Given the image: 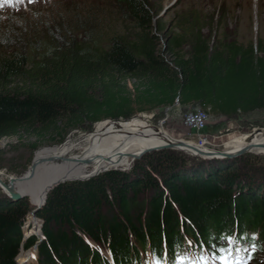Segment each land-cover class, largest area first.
Instances as JSON below:
<instances>
[{"label": "trees", "instance_id": "trees-1", "mask_svg": "<svg viewBox=\"0 0 264 264\" xmlns=\"http://www.w3.org/2000/svg\"><path fill=\"white\" fill-rule=\"evenodd\" d=\"M104 1L119 21L108 37L77 11L0 16V139L17 135L37 148L87 122L175 103L227 116L264 108L263 38L240 42L191 15L162 46L149 0ZM48 190L37 212L42 226L30 214L24 229L44 237L21 254L37 241L25 240L22 228L32 205L0 193V264H19V254L29 264L37 253L30 264H110L100 247L117 264H141L148 247L155 256L166 247L171 257L188 240L219 244L231 233L245 237L241 246L256 240L264 250V154L222 159L158 149L129 168L43 189L32 202Z\"/></svg>", "mask_w": 264, "mask_h": 264}, {"label": "rangeland", "instance_id": "rangeland-1", "mask_svg": "<svg viewBox=\"0 0 264 264\" xmlns=\"http://www.w3.org/2000/svg\"><path fill=\"white\" fill-rule=\"evenodd\" d=\"M149 3L155 14L154 32L159 35L162 46L166 44L169 36L180 31V26H184L186 19L191 15L198 16L202 24L212 22L214 26L221 28V34H225L229 38H237L240 42L256 43L258 39H264V0H149ZM58 8L61 14L67 13V11L69 14L73 11L74 13L75 11L82 13L84 15L85 25L93 28L94 32L98 33L101 31L99 34L103 32L105 37H108V31L115 28V24H119V21L116 20L118 19V15L115 8L108 7L107 2L104 0H35L34 3L25 2L24 4L15 6L4 5L0 8V16L3 15L6 17V15H10V17H16L19 14L26 15V11H32L30 12L31 15L33 13L35 16H38L39 13L45 15L48 11L57 12ZM83 9L85 10L83 11ZM204 31L207 32L208 29L205 28ZM200 108L203 107L197 102L188 104L175 103L167 107L159 106L151 110L138 112L134 116L141 114L149 116L147 121L151 129H160L162 125L164 131L169 133L173 138L186 140L196 139L198 145L218 149H226L223 144L233 138L245 134L256 135L258 129H260L259 131H264V108L234 116L214 115L208 111V116L203 124L204 126L195 128L187 124L186 117L191 111ZM94 123L87 122L78 128L70 130L62 142L45 143L37 148H33L30 144L31 142L17 135L2 137L0 139V173L2 179L5 178V183L19 190V187L15 185L16 181H23L28 176H33L55 167L71 153L72 148L83 139L82 137L93 133L101 124ZM258 135L254 136V140ZM160 149L187 152L171 146ZM190 151L187 153H190ZM247 152L264 154V152H257L252 148ZM134 157H132L128 164L118 168L131 167L135 159L140 158ZM42 190H39L33 195L26 194L23 196L27 197L32 205V209L28 212L25 223L22 225L24 235L28 234L24 229L30 214L43 223V218L37 212L44 205L49 190L44 200H42V204L34 213L32 210L41 202L33 203L31 200V198L37 199L38 194ZM5 191L6 189L0 183V193H6ZM12 200L15 201L18 199L12 198ZM2 205H4V202L0 203V206ZM78 228L76 227V229ZM42 234L44 237L43 231ZM34 235L37 236L35 244H38V241H41L40 235ZM35 244L31 245V248L21 249L20 254L32 248L38 249V247H34ZM19 255L17 259L23 264L19 260ZM259 255H264V250ZM252 264H264V259H259V261Z\"/></svg>", "mask_w": 264, "mask_h": 264}, {"label": "bare ground", "instance_id": "bare-ground-1", "mask_svg": "<svg viewBox=\"0 0 264 264\" xmlns=\"http://www.w3.org/2000/svg\"><path fill=\"white\" fill-rule=\"evenodd\" d=\"M147 119L149 116L141 114L128 120L102 122L93 133L82 137L83 139L72 148L71 153L55 167L28 176L23 181H16L15 185L21 192L33 195L39 190L54 186V182L58 180L86 176L109 167H122L128 164L133 156L150 148L173 146L190 151L193 146L198 145L196 139L186 140L171 137L164 131L162 125L160 129H151ZM259 130L256 133L259 135L255 140L254 136L256 135L245 134L233 138L223 145L227 151H235L249 146L257 152H264V131Z\"/></svg>", "mask_w": 264, "mask_h": 264}, {"label": "snow or ice", "instance_id": "snow-or-ice-1", "mask_svg": "<svg viewBox=\"0 0 264 264\" xmlns=\"http://www.w3.org/2000/svg\"><path fill=\"white\" fill-rule=\"evenodd\" d=\"M34 3L35 0H0V8L4 5L15 6L19 4ZM245 237L237 236L235 233L221 235L218 237L219 244L209 242H193L188 240L189 248H197L196 254L192 252H173L170 254L165 247L159 256L143 262V264H250L254 258L248 246L241 247V242ZM252 239H255L253 234ZM91 244V242H89ZM207 244V248L205 245ZM255 245H252L254 249ZM244 253L245 255H241Z\"/></svg>", "mask_w": 264, "mask_h": 264}, {"label": "water", "instance_id": "water-1", "mask_svg": "<svg viewBox=\"0 0 264 264\" xmlns=\"http://www.w3.org/2000/svg\"><path fill=\"white\" fill-rule=\"evenodd\" d=\"M178 142H180V141H178ZM164 147H170V146H162V147L160 146V147L150 148V149H147L146 151H143V152L135 155L134 158L141 157V155L144 154L147 151H150V150H153V149H160V148H164ZM171 147H173V146H171ZM250 150H251V148L249 146L245 147V148H242V149L235 150V151H227L226 149H218V148H213V147H209V146L195 145V146H193V148L190 151V153L191 154H195V155H202V156L208 157V158H223V159H225V158L235 157V156L241 155V154H243V153H245L247 151H250ZM114 167H117V166H114ZM109 168H105L104 170L109 169ZM100 171H102V170H98V172H94V173H91V174H88V175L82 176V177H70V178L58 180V181H56L54 183L56 185L60 181L62 182L64 180H68V179H70V180L71 179H87L90 176L99 173ZM5 182L6 181H4V179H2V177L0 176V183H1L2 186H4V189H6L5 192L8 195H10L11 198L20 199L21 197L26 195L25 193L21 192L20 190L15 189L14 186H11V185H9V184H7ZM41 204H42V202L40 204L38 203L37 206L35 207V209L32 210V212L34 213L40 207ZM42 224L43 223H41V226H42ZM42 237H43V235H41L40 239H42ZM37 245L38 244H35L34 246L37 248Z\"/></svg>", "mask_w": 264, "mask_h": 264}, {"label": "built area", "instance_id": "built-area-1", "mask_svg": "<svg viewBox=\"0 0 264 264\" xmlns=\"http://www.w3.org/2000/svg\"><path fill=\"white\" fill-rule=\"evenodd\" d=\"M208 116V110L205 108H200L194 111H191L187 114L186 120L187 124L194 126L195 128H201L204 125V121ZM264 130V129H263Z\"/></svg>", "mask_w": 264, "mask_h": 264}]
</instances>
